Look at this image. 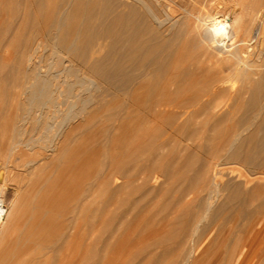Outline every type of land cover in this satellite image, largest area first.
<instances>
[{
	"label": "bare ground",
	"instance_id": "1",
	"mask_svg": "<svg viewBox=\"0 0 264 264\" xmlns=\"http://www.w3.org/2000/svg\"><path fill=\"white\" fill-rule=\"evenodd\" d=\"M249 1L253 2L252 15L249 16V12L242 10L240 14H235V18L232 20L234 22L231 24L228 22V18L230 19L232 15H228L229 17L225 20L222 19V11L210 10L208 8L211 5V0H4L5 4L8 2V4L15 3L16 5H23L22 9H24L23 14L25 16L20 21L19 30L15 31L14 38L18 39L19 36H22L18 41L23 47L22 49L26 47L23 55L26 57L27 62H30L31 68L29 66L26 68H30V70H21L19 68L20 70L18 71L20 74L13 77H17L16 85L13 83L15 85L13 86L14 88L11 86L13 89H7L5 92L3 91L4 93L1 92L3 94H0L2 96L4 95L5 99H9L11 96L13 97L22 93L24 96L23 101L25 102L23 108L24 117L22 120L25 123H19V132L25 133L24 131L27 130L25 127L27 125L26 121H29L33 116L37 115L36 126L34 127L39 128L38 131L42 129L46 138H48L47 141L56 145L57 148L59 147L60 151L64 152L65 150L66 156L70 155L67 152L69 149H72L70 151L74 150L69 145L79 141L78 133H84V131L95 129L96 127V129L99 128L102 130H100L101 132L98 131L101 133L99 136L102 135V132L109 131L106 134V137H108V134L112 132L111 129H113V121L115 122V118H117L116 121L120 118H129L131 121L127 120L126 122L130 121L138 126L140 125V127L144 126L148 128V132L153 127L152 130L158 132L159 136H166L168 134V136L173 137L174 135L172 134L176 133L177 135L186 136L188 140L185 139L187 141L190 140L193 142L199 133L209 134V132L218 133L220 131L222 134L220 139L210 137L213 138L212 140H215L213 142H211L212 140L208 136L210 143L207 149L203 151L206 156L205 161L201 164L202 169L198 168L202 172L197 170L199 172H197L198 174H191L192 172L190 173V171H193V173L196 172L194 171L195 164L190 160L191 158H185L183 161L179 160L181 166L175 165L178 168H175L176 170L173 169V172L164 169L167 165L164 168L161 167L162 170L164 169L162 174L168 176L166 180L172 178L174 182L177 181L178 185L173 183L178 186H176V190H180L182 196L184 195L185 189L191 195L193 189L195 187L197 188L196 183L200 179L203 184L202 189L199 188L202 192H205V198L203 203L199 199L201 201V204H199L208 213L223 190L227 189V187L222 185L223 167L227 164H236L237 166H232L230 170L234 172L233 174L237 178L242 175L246 180L240 179L234 181V186L228 188L229 201L221 205L219 211L233 207L231 205L232 203L239 202L237 209L249 213L250 205L253 204L252 202L255 199L260 201L259 207L260 205L264 206V147L258 146L261 149H255L257 151L256 153H252L251 147L253 143L256 144L255 140L259 139L257 137L259 135V127L264 124V0ZM10 5L12 6V4ZM20 5L19 7H21ZM30 6H32L31 8L34 7L33 11H31ZM12 9L13 11L11 12L14 16H19L21 11L18 12L15 6ZM6 12L8 11L6 10L4 13ZM234 13L235 9L232 10V14ZM11 29L12 27L7 25L3 31L4 35L6 36L8 32H11ZM29 30L31 31L30 36L27 37L25 35L24 37V34ZM252 30L253 37L251 38L250 34ZM38 37L43 38L39 40ZM109 40L112 43L109 44L111 47L107 56L105 55L106 59L103 58L105 59L103 61L98 60L92 65L91 63L95 61V58L106 49ZM249 46L252 47V51H247L246 48ZM42 47L44 48L43 50L47 51L46 54L49 53L47 57H45V53L43 55V52L40 55L41 53L39 51ZM37 53H39V56H35ZM21 61L20 65H22ZM106 64H111L112 69L109 70V67L107 71L106 67L109 65L105 66ZM103 65L106 71L98 68L103 67ZM114 76L117 78L120 77V81L115 82V79H113ZM13 78L12 80H14ZM228 82H231V85H226ZM235 82H241V85L236 86ZM103 85L105 86L103 87ZM113 90L122 92L114 97L113 93L115 92ZM247 94L250 96V99L246 118L238 120L234 113H238V111L244 108L242 105L244 106L245 104ZM223 96L233 100L234 108L232 111L224 113L225 115L221 119L216 120L210 125L211 120L215 116L217 100ZM113 104L115 105L114 107ZM100 117L102 122L97 123ZM197 119H200V121L196 122ZM32 120L34 121L35 119L33 118ZM130 122L128 123L131 124ZM193 123L195 126L185 131ZM118 125H116V128L120 130L122 124L119 127ZM132 129L134 132L137 131L134 127ZM33 130L31 131L33 132ZM119 130L116 129V131ZM142 131L140 130L139 133L141 132L142 134ZM32 132L30 134H34ZM88 132L90 133V131ZM245 132L249 134L244 135L246 134ZM104 133L103 139L106 138ZM124 133L126 131L123 132V135H125ZM35 134L37 136V133ZM126 134L131 135L129 132ZM176 134L175 136H177ZM25 135L17 134L22 139H24L23 137ZM97 135L95 133V137ZM109 136L113 138V134ZM86 137L84 138L88 139L90 136L88 135ZM172 137L170 139L174 140ZM204 138L207 139V137ZM170 139L169 137H165L158 145L166 146L167 151V148L170 147L168 145L171 142ZM148 140L151 141L149 137ZM104 141L102 143L103 146L107 145H104ZM139 141L137 143L140 144L141 142ZM243 141L246 142V145L248 141L250 143L245 153L241 151ZM132 142L135 143L134 138ZM24 143L26 144L28 142ZM144 143L147 144L146 146H149L147 142ZM261 143L263 145V141ZM86 144H88L89 149H92L89 147V142ZM200 145L202 144L200 143ZM105 147L107 148L108 146ZM138 147L140 146H137L135 148L136 150L134 149L132 152L139 151L137 150L139 149ZM171 147L173 146L171 145ZM142 148L140 150L141 152H143ZM147 148L146 152L149 151H147ZM201 148H203V145ZM55 150L57 149L55 148ZM75 151L70 156L73 154L75 156ZM137 153L134 154V157ZM154 154L152 155L153 159L157 156L155 152ZM181 154L178 156H181ZM146 155L148 154L146 153ZM166 155L165 158L167 159ZM137 156L135 161H137ZM131 157L133 158V155ZM145 160L147 161L148 158L141 160V162L145 164ZM139 162L136 163L138 164ZM130 163L134 164L135 167L136 163L130 161L129 165H131ZM144 164L142 166L147 168L146 164L148 163L146 162ZM138 165L137 168L141 167ZM108 167L111 168L110 166ZM171 167L170 169H172ZM156 168L158 169L157 166L152 167L154 172L159 173V170H154ZM114 171L112 170L111 172ZM147 171L148 169L140 171L136 178L144 173L146 174ZM126 175L124 174L123 176ZM4 176V171L0 169V179H3ZM111 176L113 177L112 174ZM150 177L140 176V178L144 179V181L142 180L144 183H136L137 187L139 184L143 187L147 180L149 182ZM95 178L93 177V179ZM153 178L157 180L155 176ZM172 179H170V182L173 181ZM102 182L105 185L106 180L104 181L103 179ZM131 182L133 187V179ZM94 183L96 182L93 181ZM96 184L98 187V181ZM94 186L92 189L95 188ZM98 188L96 191H99ZM89 191L88 193L90 194ZM150 193L151 191L148 192V194ZM164 194L167 195V192L165 191ZM175 196L177 195L175 194ZM175 196H172L173 199ZM195 198L193 197V199ZM173 199V204L178 201L179 205L180 201L175 199L176 202H174L175 200L173 201ZM81 206H79L80 209ZM83 212L80 216H83ZM193 221L191 224H194V228L190 233L185 234V241H192L194 243L187 258L181 259L179 263L206 264L207 261L205 258L209 245L204 247V244L200 243V239L196 242L195 236L198 234L201 222L197 219ZM68 227L69 225L66 223V228ZM72 233L76 234L74 230ZM78 233L77 231V236ZM69 234L71 233L69 232ZM245 248L238 251V258L244 252ZM255 258L257 257L254 255L253 259ZM218 262H213L212 264H221ZM225 264H229L228 259H225ZM248 264H259V260L256 259Z\"/></svg>",
	"mask_w": 264,
	"mask_h": 264
},
{
	"label": "rangeland",
	"instance_id": "2",
	"mask_svg": "<svg viewBox=\"0 0 264 264\" xmlns=\"http://www.w3.org/2000/svg\"><path fill=\"white\" fill-rule=\"evenodd\" d=\"M210 3L211 5L208 7L210 8V10L215 9V11H222V14L224 16H222V19L227 20V17L232 15L233 18H228V22H230L231 24H233L234 22H232V20H234L235 14H240L242 10H246L247 12H249V16H251L253 13V2L249 0H211ZM10 4H12V6ZM10 4H8V2L5 4L4 0H0V93L3 91L5 92L7 89L9 90L14 88L13 86L16 85L17 77H13L20 74L18 70H30L31 68V64H29L30 62H27L26 57L23 55L24 49L26 47L22 49L23 47L18 41L20 38H22V36H19L18 39L14 38V33L15 31L19 30V24L21 23L20 21H22L25 16V14H23L24 9H22L23 5H16L15 3ZM19 5L21 7H19ZM14 6L15 9L18 10V12L21 11V13L19 14V16L21 17H19L18 15L14 16V14L11 12L13 11V9L11 10V8H14ZM31 7L32 6H30V8ZM33 9L34 7L31 8V11H33ZM233 9H235L234 14H232ZM6 10L8 12L4 13ZM7 25L11 26L12 29L11 32H8V34L5 36L3 31ZM30 33V30L27 31L24 34V37L25 35L27 37L30 36ZM251 34L250 37L252 38L253 30L251 31ZM250 37L249 39H251ZM42 38L43 37H38L39 40ZM109 42L106 49L96 57L97 59L95 58V61L91 63L92 65L95 64V62L98 60L103 61L106 59L105 57L109 53L111 47V45L109 44H111L112 41L109 40ZM18 44H20V46H18ZM16 47L17 49H15ZM43 49L44 48L42 47L39 53L43 52V55H45L47 51ZM246 49L247 51H252L251 46ZM39 53H37V55L35 56H39ZM48 54L49 53H47L45 57H47ZM40 55H42V53ZM19 59L20 61L22 60V65H20ZM24 64L26 65L25 67ZM107 65H109L108 67H106L107 71L109 67V70H111V64H106L105 66ZM20 66H23V68H21ZM28 66L30 68L27 69L26 67ZM103 67L101 66L98 68L102 71H106V68ZM12 78L14 80H12ZM119 78L120 77L117 78L114 76L113 79H115V82H119ZM13 83L15 85H13ZM229 84L231 85V82H228L226 85L229 86ZM235 85H241V82H235ZM104 86L105 85H103V87ZM113 92H115L113 93V96L115 97L122 91L118 92L113 90ZM1 94L0 148L2 151L0 150V169L4 171L5 176L3 179H0V195H2L5 200L7 213L4 219L0 221V264H181L179 263L180 260L187 258V255L189 254L194 243L192 241L186 242L185 234L192 231V229L194 228V224L192 225L191 222L195 219L201 222L198 234H195L196 242L200 239V243L204 244V247L209 245L205 258L207 261L206 264H212L213 262L217 263L220 260L222 261L218 263L225 264V259H228L229 264H248L249 262L255 261L256 259L259 260V264H264V206H258L260 204V201L257 199L253 200V204L250 205L249 213L242 212L237 209L239 202L232 203L231 205H233V207L219 211L221 205L226 204L229 201L228 188L230 186H234V181L240 179L246 180V178H244V176L242 175L239 176L238 179L237 176L233 174L234 172L230 170V168L232 166H235L236 164H227L223 167L224 171L222 177V185L224 187H227V189L223 190L220 197L216 199L213 207L210 208L208 213H206L204 208L200 207V204L203 203V200L205 198V192H202L201 190L203 183L200 181V179H198L199 181L197 180L198 182L196 183L197 188H201L200 190L195 187L190 195L185 189V192L183 193L184 195L182 196L180 190H176L178 187L177 181L174 182V179L172 178H169L168 181L166 180L168 176L162 174L164 169L171 172L176 170L175 168L178 167L175 165H178L180 167L181 163L179 162V160L183 161L185 158H191L190 160L195 164L194 171L196 172L193 173V171H190V173L192 172L191 174L195 175L198 172L197 170H199V172H202L201 164L205 161L206 157L203 151L204 149H207L210 143L208 139L210 137H216V139H220L222 137L220 131L218 133L209 132V134L199 133L200 135L198 134V136L194 139L195 141L193 142L190 140L187 141L188 139L186 136L177 135L176 133L175 134L177 136H175V134H172L174 135L173 137L168 136V134L166 136H159L158 132L152 130L153 127L150 128V132H148V128H145L144 126L140 127V125L138 126L135 123L130 122L131 119L129 118H120L122 121L120 119L116 121L117 118L113 117L115 118L116 123H118V121L120 120L119 123L122 124V127H120L119 130L118 128H116V125H118L119 123L116 124L113 121V129H111L112 132L110 131V134H113V138H111L112 136H109L110 134H108V137L110 138L106 137V134L109 131H105V133L102 132V135L99 136L102 130L99 128L96 129V127V130L94 128L88 130L93 137L87 130L84 131V133H78L79 136L76 134L79 138V141L76 142L77 144L73 142L74 145L71 143V145L73 146L69 145L71 148H74V150L70 151L72 149H69L70 153L69 151H67L68 154L71 155V153L74 152L75 149H77V151H75L76 155L74 156L73 154L72 156H66L65 150L64 152L60 151L59 147L57 148L56 145L52 144L50 141H47L48 138H46V135L43 133L42 129L38 131L39 128L34 127L36 126V120L38 117L37 115L32 117V119H35L34 121L32 119L26 121L27 125H29L25 126L27 128V130L24 131L25 133L19 132V123L24 122L22 118L24 117L23 108L25 102L23 101L24 96L22 95V93L13 97L11 96L9 99H5L4 95L2 96ZM17 98L18 100H20H16ZM249 99L250 96L247 94L245 97V104L243 103L244 106L242 105V107L244 108L241 111H238V113H234L238 120H243L246 118ZM114 106L115 105L113 104V107ZM233 108L234 103L232 99H229L226 96L220 97L217 100L215 116L211 120L210 125L216 120L221 119V117L225 115L224 113L232 111ZM127 120H130L128 122H130L132 125L126 122ZM30 121H33L34 123L32 122L31 124ZM199 121L200 119L196 120V122ZM100 122H102L101 117L99 118L97 123ZM121 124H119L118 127L121 126ZM194 126L195 124L193 123V125L188 126L185 131L190 130ZM133 127L136 128L135 130H137L138 132H134L132 129ZM138 127L140 128V130L147 131H142V134L144 136L141 134V132L139 133L140 130H138ZM32 128L36 131L34 132ZM116 129L119 131H116ZM31 130H33V132ZM125 131L126 133H131V135L126 133H124L125 135H123V132ZM31 132L34 134H30ZM113 132L115 133V135ZM35 133H37V136ZM95 133L96 135L98 134L96 137ZM103 133L105 134V139L107 142L104 141L105 139H103ZM132 133L136 134L133 135ZM148 133H150V135H148ZM245 133L246 134L244 135L249 134L248 132ZM17 134L27 135L23 137L24 139L19 136L21 139L20 140ZM87 134L90 136L88 139H86V136H88ZM258 134L259 135L257 137L260 140H255L256 144L253 143V146L251 145L252 153H256L257 151H255V149L258 150L257 148L261 149L258 146L264 147V124L260 125ZM83 136L86 138H84ZM144 137H146L147 139L145 138L144 140ZM148 137L149 139H151V141L148 140ZM165 137H169V139L171 137L174 138V140L170 139L171 142L168 144L170 145V147H168L167 145V151L166 146L158 145L160 144V141ZM204 137H207V139ZM133 138L135 143L132 142ZM137 138H139L140 141ZM212 139L213 138H210V140ZM136 140L141 142L142 145L141 143H137L138 141L136 142ZM103 141L104 145L107 144L105 145L108 146L107 148L103 146ZM117 141H119L121 144ZM143 141L147 142L149 146H146L147 144ZM173 141L175 142V144ZM213 141L215 140H212L211 142ZM256 141L258 142V144ZM260 141H263V145ZM24 142L28 143L25 144ZM88 142L90 143L89 147L92 149L88 148V144H86ZM151 142L153 145L155 143V145L153 146ZM244 142L245 141H243V144L241 146V151L243 153H245L247 147L250 146H248V144H250L249 141L247 142V145L246 142ZM200 143L203 145V148H201L202 145H200ZM95 144L97 145L95 146ZM143 144L145 145V148ZM171 145L173 147H171ZM191 145L194 146L192 147ZM137 146H140L138 147L139 149H137L139 150L137 151L138 153L136 151L133 153L132 150L134 151ZM55 148L58 151L55 150ZM86 148H88L89 150ZM141 148L143 152L140 151ZM146 148L147 151L149 150L148 152H146ZM154 152L157 155V159L154 158L156 160H154L152 156ZM135 153L140 156L138 157L136 154L137 161H135ZM146 153L148 155H146ZM164 153H170L171 155H166ZM181 153L184 155H182ZM143 154H145L146 156ZM180 154L181 156H178ZM82 155L84 158L82 157ZM132 155L134 159L131 157ZM165 155L167 159L165 158ZM71 157L73 158L71 159ZM147 158L148 160H153H145L148 164L150 162L151 163L148 165L145 162L147 168H144V166H142L144 162H141V160ZM110 160L111 162H113L111 163ZM114 160L117 163H115ZM139 160L141 164H139ZM130 161L133 163L139 162V165L137 163L136 164L141 167L137 168V165L135 164V167L137 168L136 169L134 167V164L130 163L131 165H129ZM151 164L153 168L156 166L158 167V169L156 168L154 170H159V173L153 171ZM171 164L174 168L171 167ZM108 166H110L111 168H109ZM169 166L172 169H170ZM142 167L144 169H148L149 173L147 171L146 174H150L146 175L144 173L142 174L143 177L151 176L149 178V182L147 180L143 187L141 184L144 183V179L140 178V176L142 175L136 178L138 173L144 170ZM161 167L165 168L162 170ZM112 170L115 171L111 172ZM95 174L97 176L96 178ZM111 174L113 175V177L111 176ZM122 174H125L126 176H123ZM154 176L157 180H154ZM93 177L95 179H93ZM103 179L104 181L106 180L105 185L102 182ZM110 179L111 181L109 182ZM132 179L133 187L131 184ZM170 179H172L173 181L170 182ZM91 180L96 183L98 181V187H101L98 188L97 184H93V181ZM139 182L142 183L137 187L136 183ZM88 183H90L92 187L88 185ZM109 184L111 185L109 186ZM93 186L95 187L94 189H92ZM97 188L99 191H96ZM88 191L90 192V194L88 193ZM150 191L151 193L148 194V192ZM165 191L167 192V195L164 194ZM175 194L177 196H175ZM172 196H175V198L173 199ZM193 197L196 198L193 199ZM172 199L173 201L175 199L179 200V205H181L179 206L178 201L176 202V200L174 201L176 203L173 204ZM181 200L183 203L181 202ZM189 202L192 203L190 204ZM91 205L92 207H90ZM79 206H81V209ZM82 212L83 216H80ZM94 221H96L97 223ZM66 223H68L70 228H66ZM191 226L192 228H190ZM75 228H77L76 231ZM71 229L72 232L74 230V233L76 234H73L71 232ZM77 231L79 232L78 236ZM69 232L73 235L71 236ZM246 243H248L247 246ZM243 248H245V250L238 258L237 253ZM254 255L257 258L253 259Z\"/></svg>",
	"mask_w": 264,
	"mask_h": 264
},
{
	"label": "built area",
	"instance_id": "3",
	"mask_svg": "<svg viewBox=\"0 0 264 264\" xmlns=\"http://www.w3.org/2000/svg\"><path fill=\"white\" fill-rule=\"evenodd\" d=\"M6 213H7L6 203H5L3 196L0 195V221L4 219Z\"/></svg>",
	"mask_w": 264,
	"mask_h": 264
}]
</instances>
